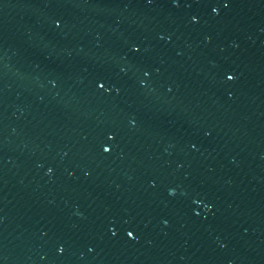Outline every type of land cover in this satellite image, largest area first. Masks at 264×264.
<instances>
[{
  "label": "water",
  "instance_id": "water-1",
  "mask_svg": "<svg viewBox=\"0 0 264 264\" xmlns=\"http://www.w3.org/2000/svg\"><path fill=\"white\" fill-rule=\"evenodd\" d=\"M0 264H264V0H0Z\"/></svg>",
  "mask_w": 264,
  "mask_h": 264
},
{
  "label": "snow or ice",
  "instance_id": "snow-or-ice-1",
  "mask_svg": "<svg viewBox=\"0 0 264 264\" xmlns=\"http://www.w3.org/2000/svg\"><path fill=\"white\" fill-rule=\"evenodd\" d=\"M193 19H196V18L193 17ZM136 51H139V48H137ZM234 78H235L234 76H229V79H234ZM100 87H101V88H104L105 85H104V84H101ZM109 139H114V134H111V135L109 136ZM105 151H110V149H109V148H105ZM49 171H52V170L49 169ZM127 234H128L129 236H132V235H133V233H132L131 231H129ZM60 251H61V252L64 251L63 247L60 248Z\"/></svg>",
  "mask_w": 264,
  "mask_h": 264
}]
</instances>
